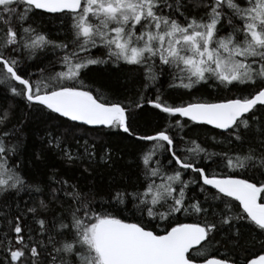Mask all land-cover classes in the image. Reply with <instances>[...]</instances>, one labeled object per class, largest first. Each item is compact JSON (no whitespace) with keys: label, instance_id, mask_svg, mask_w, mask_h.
Wrapping results in <instances>:
<instances>
[{"label":"snow or ice","instance_id":"6c2138e0","mask_svg":"<svg viewBox=\"0 0 264 264\" xmlns=\"http://www.w3.org/2000/svg\"><path fill=\"white\" fill-rule=\"evenodd\" d=\"M0 264H264V0H0Z\"/></svg>","mask_w":264,"mask_h":264},{"label":"trees","instance_id":"16d2710c","mask_svg":"<svg viewBox=\"0 0 264 264\" xmlns=\"http://www.w3.org/2000/svg\"><path fill=\"white\" fill-rule=\"evenodd\" d=\"M95 51V50H94ZM91 78L95 80L96 87H99L101 84H108L111 83L113 80V70L110 65H103L99 67H94V69L91 72ZM166 86V85H165ZM212 91V90H208ZM207 99H217L218 96L216 93H213L211 96H205ZM28 132L27 135V142H26V150L30 154L32 151L40 150L41 148V140L39 137L43 136L45 133V125L42 124L40 121H33L28 126ZM214 131V130H213ZM210 133L205 132L202 133L199 137L200 142H205L208 135ZM195 138V137H193ZM114 148L119 151L120 148L123 147V144L118 141L114 140L113 142ZM218 150V149H216ZM120 155L125 157V160L131 158L130 153L121 152ZM48 164H58L59 161L55 157H50L47 161ZM118 167L123 168L124 167V161H119Z\"/></svg>","mask_w":264,"mask_h":264}]
</instances>
